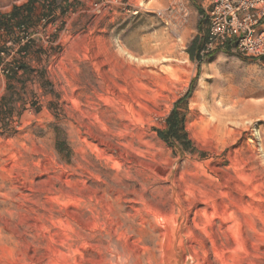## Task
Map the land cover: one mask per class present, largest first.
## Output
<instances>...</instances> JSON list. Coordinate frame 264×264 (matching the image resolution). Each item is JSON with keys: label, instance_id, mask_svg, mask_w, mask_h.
<instances>
[{"label": "rangeland", "instance_id": "obj_1", "mask_svg": "<svg viewBox=\"0 0 264 264\" xmlns=\"http://www.w3.org/2000/svg\"><path fill=\"white\" fill-rule=\"evenodd\" d=\"M28 1L0 0V264H164L179 222L190 264H264V57L190 58L198 0Z\"/></svg>", "mask_w": 264, "mask_h": 264}, {"label": "built area", "instance_id": "obj_2", "mask_svg": "<svg viewBox=\"0 0 264 264\" xmlns=\"http://www.w3.org/2000/svg\"><path fill=\"white\" fill-rule=\"evenodd\" d=\"M198 1L208 22L206 51L233 46L243 55L264 57V0ZM102 2L93 0L92 6L98 7ZM13 67L14 62L8 61L2 73L10 74Z\"/></svg>", "mask_w": 264, "mask_h": 264}, {"label": "trees", "instance_id": "obj_3", "mask_svg": "<svg viewBox=\"0 0 264 264\" xmlns=\"http://www.w3.org/2000/svg\"><path fill=\"white\" fill-rule=\"evenodd\" d=\"M35 0H29L22 8H26V11L29 12L30 6L29 4L32 3ZM21 10V8H16L13 10L9 17H15L18 15V12ZM0 24H3L5 27H8L7 22H1ZM19 29L22 31H28V26L24 23H19L17 25ZM206 36L204 38H200L199 36H195L192 41L190 42L187 52L192 59H201L200 57V51L204 49L205 42H206ZM15 67L11 68L10 74H15L18 71L23 69V66L18 63L14 62ZM167 121V130L166 132H163L161 130L158 131V135L164 139V140H178V141H184L185 143L189 144V140L186 138V133L183 130V127L181 125V121L178 119V117L175 114V110H172L170 115L166 118Z\"/></svg>", "mask_w": 264, "mask_h": 264}, {"label": "water", "instance_id": "obj_4", "mask_svg": "<svg viewBox=\"0 0 264 264\" xmlns=\"http://www.w3.org/2000/svg\"><path fill=\"white\" fill-rule=\"evenodd\" d=\"M181 230V222L174 227H168L162 246L164 264H190L186 259L187 251Z\"/></svg>", "mask_w": 264, "mask_h": 264}]
</instances>
